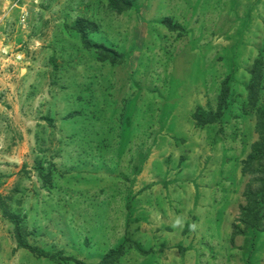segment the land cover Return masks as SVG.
<instances>
[{
	"label": "rangeland",
	"instance_id": "rangeland-1",
	"mask_svg": "<svg viewBox=\"0 0 264 264\" xmlns=\"http://www.w3.org/2000/svg\"><path fill=\"white\" fill-rule=\"evenodd\" d=\"M0 47V264H264V232L234 229L264 0H0Z\"/></svg>",
	"mask_w": 264,
	"mask_h": 264
},
{
	"label": "trees",
	"instance_id": "trees-1",
	"mask_svg": "<svg viewBox=\"0 0 264 264\" xmlns=\"http://www.w3.org/2000/svg\"><path fill=\"white\" fill-rule=\"evenodd\" d=\"M108 3L110 8L113 9L115 12L123 13L131 9L135 5L136 0H108ZM86 24H88V21L85 19H79L76 23V25L79 27L78 29L81 31V34L84 36V42H86L87 44H91V42H89L87 38L88 27L86 26ZM91 47L100 49L102 51H108L110 54L116 56V53L113 50L108 49L102 44H94L91 45ZM257 68L258 65H256L251 71L253 75L252 78L255 77ZM229 96L230 88L228 83L226 82L224 83V89L222 90L221 97L219 98L218 108L216 110L209 111L200 108L196 113L198 124L203 126L204 124L220 122L223 116L225 115V109L229 105ZM249 103L256 111V127L260 137L259 140L252 145L251 153L248 155L247 159L243 161L242 164V173H244L245 176H250V180L245 188L247 204L246 206L242 207V215L239 220V223H241L245 229L243 230L240 228V226H235L234 229L236 234H244L246 233V231L249 230H260L264 232V108L258 106L259 101L258 99H256V96H254V92L251 91V87ZM38 170L40 171V174L43 173V170L41 168H38ZM47 177L50 178V176ZM0 205L3 209L4 215L8 216L5 202L2 198H0ZM15 221L17 229L16 233L21 243L22 228L20 227L18 220ZM24 245H26L30 250L35 251L34 248L29 246L28 244ZM38 253L44 255L43 252L40 250L38 251ZM119 253L120 249L110 251L103 260V264H112ZM52 258H56V256H52Z\"/></svg>",
	"mask_w": 264,
	"mask_h": 264
},
{
	"label": "crops",
	"instance_id": "crops-1",
	"mask_svg": "<svg viewBox=\"0 0 264 264\" xmlns=\"http://www.w3.org/2000/svg\"><path fill=\"white\" fill-rule=\"evenodd\" d=\"M0 50H2V51H6L5 48L3 49V48H1V47H0Z\"/></svg>",
	"mask_w": 264,
	"mask_h": 264
}]
</instances>
